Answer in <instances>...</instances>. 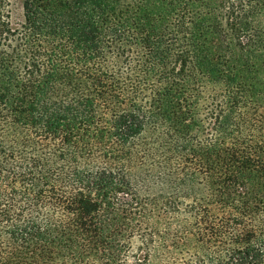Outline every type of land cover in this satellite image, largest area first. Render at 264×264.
<instances>
[{
  "label": "trees",
  "instance_id": "trees-1",
  "mask_svg": "<svg viewBox=\"0 0 264 264\" xmlns=\"http://www.w3.org/2000/svg\"><path fill=\"white\" fill-rule=\"evenodd\" d=\"M10 1L0 264H129L133 242L148 264L188 187L192 222L162 230L177 264H264V86L167 47L141 0H21L18 23Z\"/></svg>",
  "mask_w": 264,
  "mask_h": 264
},
{
  "label": "rangeland",
  "instance_id": "rangeland-1",
  "mask_svg": "<svg viewBox=\"0 0 264 264\" xmlns=\"http://www.w3.org/2000/svg\"><path fill=\"white\" fill-rule=\"evenodd\" d=\"M125 3L129 12L135 10L138 0H130ZM159 1V5L157 3ZM141 7L147 10L156 9L160 14L155 26L161 35L162 43H168L167 47L177 45L175 49H189L190 57L194 61L196 47L205 48L204 55L208 60L216 58L220 54L219 61L227 66L221 70H228L234 64L235 73L248 74L259 81V87L264 86V0H141ZM11 18L13 23L23 19L21 0L10 1ZM184 54V53H183ZM202 56V54H201ZM204 58V56H202ZM254 63L251 67L249 64ZM191 73L197 74V69L188 67ZM243 77V76H242ZM244 79V77H243ZM208 92L217 94V85H208ZM157 192V190H156ZM187 198H180L171 204V214L167 218L168 224L161 223L160 244L155 247L149 256L148 264H177L182 262L180 254H171L167 250H174L171 246L170 235L163 236V227L176 229V225L187 226L191 223L193 194L191 188L185 189ZM151 202V201H147ZM150 206V205H149ZM174 238V247L178 250L184 248L180 243L179 234ZM166 240V248L163 241ZM134 241V240H133ZM133 249L129 256V264H133L131 254L139 257L145 253L142 248ZM182 250H185L182 249ZM180 257V258H179Z\"/></svg>",
  "mask_w": 264,
  "mask_h": 264
}]
</instances>
